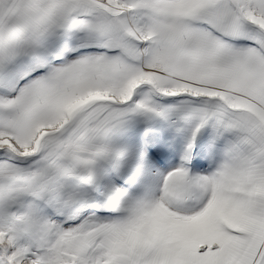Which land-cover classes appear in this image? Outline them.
I'll return each mask as SVG.
<instances>
[{
  "label": "snow or ice",
  "instance_id": "obj_1",
  "mask_svg": "<svg viewBox=\"0 0 264 264\" xmlns=\"http://www.w3.org/2000/svg\"><path fill=\"white\" fill-rule=\"evenodd\" d=\"M0 264H264V0H0Z\"/></svg>",
  "mask_w": 264,
  "mask_h": 264
}]
</instances>
